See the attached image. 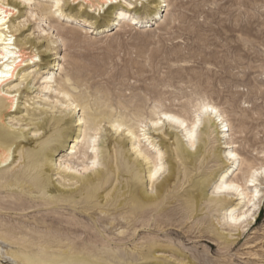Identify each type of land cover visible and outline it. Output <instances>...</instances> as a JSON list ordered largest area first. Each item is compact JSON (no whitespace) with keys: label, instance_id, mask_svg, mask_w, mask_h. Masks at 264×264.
<instances>
[{"label":"rangeland","instance_id":"374dc122","mask_svg":"<svg viewBox=\"0 0 264 264\" xmlns=\"http://www.w3.org/2000/svg\"><path fill=\"white\" fill-rule=\"evenodd\" d=\"M126 1L130 0H121V3L125 5ZM133 1L135 8H143L139 1ZM26 3L22 4L21 13L16 14L23 27L21 33L38 41L43 50H47L38 58L50 60L49 63H39L33 73L41 77L44 71L41 67L58 68L52 67L54 63L51 62L62 63L64 69L55 70L57 80L65 72L78 77L77 91L84 93L94 106L86 113L102 111L110 114L112 111L113 117L123 113L135 125L141 119L147 125L140 132L137 130V134L144 138L143 133H146V137L154 139L158 145L155 147L150 141L143 140L142 146L149 150L150 157L158 150L166 151L163 163L166 162L167 169L155 177L154 186L149 180H143L137 186L139 194L142 185L157 194L156 200L136 219L137 230L121 217L130 207V204L119 206L123 197L108 196L103 204H97L100 202L98 197L91 204L82 200L73 206L64 203L60 211L74 212L90 224L95 221L101 232L109 236L111 247L117 248L121 257L132 264H264V173L257 175L255 183L247 178L252 169L264 166V0H167L169 5L163 8V17L157 24L151 25V17L142 14L140 17H145L143 20L146 21L143 26L127 20L122 23V28L109 25L110 21L103 12L95 14L97 19H91L92 12L86 16L84 11L88 8L77 3L76 11L80 8L82 11L76 16L77 20L67 17L73 14L69 12V5L63 8L61 17L57 13L55 18L52 14L45 15V18L41 7L45 4V8H50L53 0H33L28 2L29 6ZM144 4L146 8L150 6L147 1ZM27 47L31 50L33 45ZM28 81L21 84L18 108L15 107L6 117V122L17 130H26L28 137L22 136L17 142L32 148L47 141L58 128L66 127L65 120L82 115V110L79 107L71 113L65 104L67 98L62 94L37 89L39 83L33 85ZM56 87L54 84L53 89ZM205 100L218 106L232 124L233 146L241 157L226 179H235L242 184L249 193L247 198L241 199L236 189L215 190L217 173L225 166L222 152L229 150V139H220L215 126L209 129L208 137L207 134L201 137L200 132L196 134L195 147L190 151L196 152L203 146L204 153L199 151L191 160L181 158L176 150L178 142L189 139L183 128L171 127V120L166 118L156 125L150 123L151 126L147 121L157 118V112L169 110L189 122L200 116L199 131L206 129L208 120L211 124L212 119L197 110V105ZM104 120L98 137L103 138L99 142L104 143L101 146L102 174L97 177V181H103L102 195L112 193L115 187L119 188L122 182L129 180L128 168L139 171L136 163L127 157L128 147L124 145L126 127H121L118 132L116 127L110 126L108 119ZM80 127L75 122L72 134H79ZM76 135L70 138V143L77 142L82 148V143L75 139ZM69 144L57 152V157L71 158L77 168H82V163L89 160H83L80 153L71 157L73 153H70ZM13 155L18 157L19 152ZM245 159L248 160L246 164ZM126 160L128 164L124 162ZM168 160L175 164L174 169L167 164ZM18 162L14 163L12 170L17 168ZM149 162L145 163V168L150 166ZM56 168L51 172L54 184L58 183L67 190L76 188L77 191L71 194L80 195L86 184L75 183L76 179L72 177L78 172ZM204 177L208 178L204 190L209 196L202 199L195 212L188 207L187 197L189 193L197 194L194 184ZM251 193L258 195L252 196ZM253 197L255 199L251 202ZM13 201L2 190L0 219L16 227L33 225L47 214L46 206L36 205L42 202L40 199L26 201V206H34L24 211L19 210ZM227 206L237 207L233 211L235 214L248 208L252 211L241 222H225L222 214ZM111 217L113 224H110ZM148 249H153L152 255L140 258L139 251ZM0 264H12L10 257L0 255Z\"/></svg>","mask_w":264,"mask_h":264},{"label":"bare ground","instance_id":"6f19581e","mask_svg":"<svg viewBox=\"0 0 264 264\" xmlns=\"http://www.w3.org/2000/svg\"><path fill=\"white\" fill-rule=\"evenodd\" d=\"M32 1L33 0H0V18H3L5 21L4 24H0V194H2V190H5L6 193L13 198V204L19 207L18 209L22 211L34 206H26V201H30V199L36 201L37 199H40L42 202L37 203L36 205L46 206L47 214L43 219L36 220L33 225L26 224L25 226L20 227H16L0 219V255H8L12 264H132L131 261L124 260L121 257L117 248L115 249L111 247L109 236H106L101 232L99 225L95 221L91 224L89 222H84L74 212L60 211V207L64 203L72 205L81 202V200L82 202L91 204L96 197L100 199V202L97 204H103L102 201L108 196L119 199L123 197V199H120L118 202L119 206L130 204V207L122 213L121 217L127 220V223L136 229V219H138L139 215H142L143 212H145L148 205H151L157 198V194H154V192L148 189L145 185L141 186V192L139 194L137 186L143 183V180H149L150 185L154 186L155 177L163 169H167V165L164 164L166 162L163 163V155L166 151L165 149H163L164 151L158 150L153 157H150L149 150L142 146L143 140L146 139L147 141H150L152 146L158 147V145L155 143L156 141L154 139L150 140L149 136L146 137V133H143L144 138H140L141 135L137 134L138 131L140 132V130H143V127L147 125L143 123L144 121L141 119L138 124L135 125V122L133 123L132 119H128V115L123 113L119 114L117 117L112 116V111L110 114L102 111L101 113L94 114H90L89 112L86 113V110L94 106L84 93L77 91L79 86L76 78L78 77H75L71 72H65L60 76V80H57L56 71L64 69L62 63H56V61L51 62L52 64L54 63L52 67L57 66L58 68H50L48 65H44V67H41L44 68L43 73H41V75L39 73L41 77H38L33 73V68L35 67V69H37L39 63H45V61H48L49 63L50 60L45 59V57L42 59L38 58L41 56V53H46L47 50H43V46L41 47L38 41L36 42V40L28 38L30 36L27 37L21 33L23 27L21 23L17 21L18 17L16 14L21 13L22 4L25 2L28 4V2ZM71 1L74 3L71 4ZM136 1H139L143 8H135L133 6V0L126 1L125 5L121 3V0H53L50 8H45V4L44 6L41 5V14L44 15L43 17L47 14H52L55 18L58 13L61 17L64 15L63 8L69 5V12L73 14H69L67 17L75 19L77 18L76 16L82 14L81 8L76 11L77 8L75 3H77L81 7L86 6L88 8L84 11L86 16L91 15L92 12L91 19H97V15L95 14L100 15L101 12H103L109 19L107 21H110L108 22L109 25H115L118 28H122V23L127 20L143 26V23L146 21L143 20L145 17H140L142 14L151 17V25L157 24L163 17V12L165 11L163 8L169 5L166 3L167 0ZM145 1L150 3L148 8L143 6L145 5ZM36 3L37 2H35V6L37 5ZM37 7H39V5ZM52 8L56 9L54 10ZM147 25L148 23L145 26ZM70 32H72V30ZM29 44L33 45L32 49L30 48L31 50H28L27 46ZM19 77L21 80L18 79ZM40 78H42V81H40ZM17 79L19 80L18 83L16 82ZM27 80H29L27 83H32L33 85L34 83H39L37 84V89L57 91L58 95L62 94L66 97L67 103L65 104L67 105V108H70L68 110H70L71 113H74L79 107L80 110H82V115H79L77 118L74 117L65 120L67 123L66 127L58 128L56 134L51 135L47 141L38 147L36 146L32 148L25 146V144L21 145V142H17L18 138L22 136L25 138L28 137L26 130H17L12 125H9V122H6V117L14 111L15 107L16 109L18 108V105L16 106V104L19 103V95L22 93L21 84ZM14 82L16 83L13 84ZM54 84H57V87L53 89ZM28 88L31 89L33 87L28 86ZM75 93L78 94L76 95ZM205 101L199 105H197V103L195 105H197V110H200L203 114H208L212 119V125L209 124L210 120H208L209 122L207 123L206 129L202 128L199 131V124L201 121L200 116L199 118H196L195 116L196 119L189 122L185 117L169 110H163L160 113L157 112L159 115H155L157 118L147 121L149 122V125L150 123L156 125L158 122L160 123L163 118H166L171 120L169 124L171 127H177L180 128V130L183 128L185 136L189 139L181 143L178 142L176 150L178 151V156L186 159L190 158L191 160L194 159L199 151L204 153L203 146H200L199 148L197 147L198 149L195 148L197 149L196 152L190 151V148L195 145V140L197 138L194 140V137L196 134L200 132L199 135L201 137L206 136V134L208 137L209 129L211 126H215L220 139H229L227 142L229 144V150L222 152L225 166L221 171L218 173L216 172L217 179L215 181V190H226L225 188L228 190L229 188L233 190L236 189L239 192L241 199L247 198L249 193L242 184L240 185L235 179L227 180L229 178L227 177L228 174L234 170L239 157H241L233 146L234 141L232 140L230 133L232 131V124L218 106ZM156 106L160 107L158 104H156ZM65 111H67V109H65ZM116 113L117 112H115V114ZM84 114H86L87 117H85ZM185 114L187 115V113ZM104 119H108L107 121L111 124L110 126L116 127L118 132L121 127H126V129L124 128L126 130V140L124 145L128 147L127 157L132 163L135 162L139 168L138 172H136L135 169L128 168L127 177L129 180L127 182H122L121 187H115V190L112 193L110 191L106 195H102L100 192L103 181H97V177L99 178L102 174L101 165L103 163V157L101 154V146H103L104 143L103 141L99 142V140L103 138L99 139L98 137L100 132H102L100 124L105 121ZM144 120L146 121V119ZM75 122H78V125H81L78 129L79 134L77 135L75 133L72 134ZM158 128L153 129L157 131ZM75 135V139H78V142L82 143V148L77 146V142L71 145L70 138L73 136L75 137ZM52 142H56L55 145H50ZM67 144L71 146L70 153H73L71 157L74 156V154L80 153L79 155H81L83 160H89L88 162L84 161L82 163V168H77L76 166L78 165L75 166L71 162V158L70 160H67L64 157L65 160L61 156L57 157V152L59 150L61 151L62 147H65ZM129 144H131L130 148ZM15 152H19L18 157L13 155ZM17 161H20V163L18 162L17 168L12 170V166H14V163ZM148 161H150L149 163L151 164L145 168V163L148 164ZM247 161V159L243 160L244 163ZM124 162L126 164L129 163L127 160ZM249 163L250 162H248V164ZM167 164H170L172 169L175 168V164L170 160H168ZM253 165L256 167L255 163ZM258 166L262 165L259 164ZM55 167H57L56 169L63 168L66 170L65 172L68 170H75L78 172L77 175H73V180L76 179L75 183L83 182L86 184V187L82 188L80 195L74 196L71 194L77 191L76 188L67 190L58 186V183L54 184L51 172ZM261 172L264 173V166L252 169L251 173H248L250 177H247L250 180L249 182L252 181V183H255L257 175L259 173L261 174ZM207 180L208 178L204 177L195 182L194 186L197 187L198 190L196 195L192 193L188 194L187 204L192 211L196 212V210L199 209L202 199L209 196L207 190H204V185H206ZM72 185H74V183ZM251 195L255 196L256 194L251 193ZM250 199L252 202L255 198L253 197ZM236 208H230L227 206L222 214V219H224L225 222H230L232 220L233 222L238 223L250 215V212L252 211V209L248 208L247 210L239 212V214H235L233 211ZM66 213L69 214L67 215ZM112 219L113 218L111 217V220ZM113 222L114 219L110 224H113ZM152 253L153 249H148L146 252L139 251V256L144 259L152 255Z\"/></svg>","mask_w":264,"mask_h":264},{"label":"snow or ice","instance_id":"6c2138e0","mask_svg":"<svg viewBox=\"0 0 264 264\" xmlns=\"http://www.w3.org/2000/svg\"><path fill=\"white\" fill-rule=\"evenodd\" d=\"M4 23H5L4 19L0 18V24H4Z\"/></svg>","mask_w":264,"mask_h":264}]
</instances>
